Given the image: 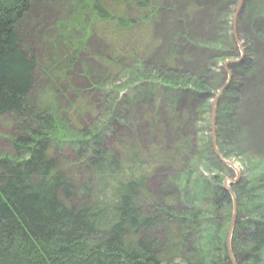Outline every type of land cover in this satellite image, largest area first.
I'll return each mask as SVG.
<instances>
[{
	"label": "rangeland",
	"instance_id": "374dc122",
	"mask_svg": "<svg viewBox=\"0 0 264 264\" xmlns=\"http://www.w3.org/2000/svg\"><path fill=\"white\" fill-rule=\"evenodd\" d=\"M82 2L30 0L27 14L16 25L22 47L33 54L37 69L34 86L26 97V113L0 116V160H23L26 156L16 154L14 142L38 127L34 116L51 117L57 134L47 139L49 156L68 177L79 200L82 194H78L77 181L85 173V162L76 153L77 142L91 135L92 127L98 131L106 126L103 144L113 152L130 139L142 149L164 143L170 146L187 127L189 137H185L190 139L192 158L172 169L156 167L147 178L152 206L146 207L159 219L152 236L163 248L169 235L166 221L185 220V216H177L180 208L186 207V215L194 216L192 208L199 204L200 215H213L206 203L212 177L224 189V182L234 180L236 173L240 179L250 167L264 168V153H260L264 152V0H146L151 53L145 61L132 65L126 61L127 68L114 73L103 62L110 55L109 41L97 32L95 24L91 27L86 26L87 20H75ZM168 59L177 69L172 79L165 75L168 66L163 62ZM156 73L167 94L157 93L138 78ZM126 83L128 88L123 86L122 93L116 95L112 112L115 117L108 116L103 124L101 119L111 103L104 92ZM172 89L177 92L175 98L169 94ZM181 99L179 108L189 118L183 131L174 120L175 106L167 103ZM222 108L230 115L223 111L217 118L216 111ZM245 112L250 117L241 122V127L251 121L252 126H262L263 134L237 139L243 128L238 131L227 125ZM209 137L214 140L212 150L218 162L212 172L207 163L211 162L206 150ZM248 141L250 145L246 144ZM257 177L254 172L249 174V180L254 179L252 183L264 181ZM173 197L177 198L173 208L176 211L171 213L174 219L165 210ZM189 200H196L197 204L189 205ZM239 218L242 219L240 212ZM200 236L190 238L193 252L183 253L176 263L206 264L203 251L208 238ZM249 248L245 244L241 250ZM230 250L232 253L231 244Z\"/></svg>",
	"mask_w": 264,
	"mask_h": 264
},
{
	"label": "trees",
	"instance_id": "16d2710c",
	"mask_svg": "<svg viewBox=\"0 0 264 264\" xmlns=\"http://www.w3.org/2000/svg\"><path fill=\"white\" fill-rule=\"evenodd\" d=\"M29 1L0 0V116L26 113V97L34 86L37 61L23 49L15 29L27 14ZM149 16L146 0H83L76 10L75 20L83 23L87 20L86 26L95 24L97 32L109 41L110 55L103 62L105 68L114 73L127 68L126 61L132 65L149 57L152 49ZM168 60L163 62L168 66L165 75L172 79L177 69ZM138 78L149 83L157 93H166L164 84L159 82L161 79L157 81V73ZM123 86L128 88L126 83L104 92L111 103L102 122L108 116L115 117L113 106ZM176 93L173 89L169 92L174 98ZM181 101L167 103L175 106L172 108L174 120L183 131L189 118L179 108ZM223 111V108L216 111L217 118ZM34 122L38 127L13 144L16 154L26 157L20 161L0 160V264H178L176 261L183 253L193 252L190 238L195 234L208 238L203 251L206 264H230L226 236L232 201L228 192L218 185L216 177L211 178L213 185L207 186L206 203L212 209V216L200 215L198 208L202 205L199 204L192 208L195 217L186 215V207L180 208L177 216H185V220L166 221L169 235L163 248L152 236L159 219L146 207L152 206L147 178L156 167L172 169L175 164L192 158L187 127L184 134H177L170 146L164 143L142 149L130 139L116 152L109 151L103 144L106 126L98 131L92 127L93 133L77 142L76 153L85 162V173L77 181L80 187L77 193L82 194L78 200L68 177L48 153L47 139L57 134L53 119L34 116ZM239 123L237 118L227 126L237 130ZM206 150L212 172L218 162L210 137ZM252 172L257 174L258 180L264 179V168L254 166L246 169L245 176L230 186L237 207L230 242L236 264H264V181L252 183L254 179L249 180ZM176 199L171 198L165 205L173 219L171 213L176 211L173 210ZM188 204L197 202L189 200ZM245 244L249 245V251L241 250Z\"/></svg>",
	"mask_w": 264,
	"mask_h": 264
},
{
	"label": "water",
	"instance_id": "95a60500",
	"mask_svg": "<svg viewBox=\"0 0 264 264\" xmlns=\"http://www.w3.org/2000/svg\"><path fill=\"white\" fill-rule=\"evenodd\" d=\"M211 119H212V123H213V120H214V109H212V118ZM212 144L214 145V140H213ZM215 154L219 158V156H218V154L216 152H215ZM219 160L221 162H223L220 158H219ZM223 163H225V162H223ZM225 164L228 165V163H225ZM238 179H239V176L236 173V177H235L234 180L225 181L224 182V186H225L224 189L228 192V194H229V196L231 198V201H232V214H231V218H230V225H229L228 237H227V254H228V259H229L230 264H236L235 260H234V258L232 256L231 250H230V242H231L230 239H231V236L233 234L234 225H235V221H236V204H235V200H234V195H233V193L230 190V186L233 185V184H236Z\"/></svg>",
	"mask_w": 264,
	"mask_h": 264
},
{
	"label": "bare ground",
	"instance_id": "6f19581e",
	"mask_svg": "<svg viewBox=\"0 0 264 264\" xmlns=\"http://www.w3.org/2000/svg\"><path fill=\"white\" fill-rule=\"evenodd\" d=\"M247 101H249V100H247ZM245 114V115H244ZM250 116L248 115V114H246V112L245 113H242V114H239L238 116H237V118L239 119V125H238V131H241L240 129H242V133L240 132V134H241V136L239 137H237V139H241V140H243V138L245 137V136H248L249 134L251 135V134H255L256 135V137H258L259 135H261V134H263V132L261 131V129H262V126L260 127V128H257V127H255V126H252L251 125V121L249 122V125H244L243 124V127H241V122L243 121L244 122V120L245 119H248ZM243 118V119H242ZM248 134V135H247ZM263 139H264V136L262 137ZM250 142L248 141L246 144H248V145H250L249 144Z\"/></svg>",
	"mask_w": 264,
	"mask_h": 264
}]
</instances>
